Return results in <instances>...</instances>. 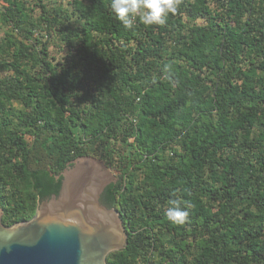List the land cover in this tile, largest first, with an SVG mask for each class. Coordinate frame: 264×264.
Wrapping results in <instances>:
<instances>
[{
    "label": "trees",
    "instance_id": "obj_1",
    "mask_svg": "<svg viewBox=\"0 0 264 264\" xmlns=\"http://www.w3.org/2000/svg\"><path fill=\"white\" fill-rule=\"evenodd\" d=\"M111 2L0 0L2 222L93 157L128 234L108 264H264V0H183L130 30Z\"/></svg>",
    "mask_w": 264,
    "mask_h": 264
},
{
    "label": "water",
    "instance_id": "obj_2",
    "mask_svg": "<svg viewBox=\"0 0 264 264\" xmlns=\"http://www.w3.org/2000/svg\"><path fill=\"white\" fill-rule=\"evenodd\" d=\"M117 175L80 157L62 173L59 195L40 202L31 220L6 226L0 208V264H108L111 253L128 246L120 212L102 201Z\"/></svg>",
    "mask_w": 264,
    "mask_h": 264
},
{
    "label": "clouds",
    "instance_id": "obj_3",
    "mask_svg": "<svg viewBox=\"0 0 264 264\" xmlns=\"http://www.w3.org/2000/svg\"><path fill=\"white\" fill-rule=\"evenodd\" d=\"M183 0H112L111 9L126 29H132L137 20L146 26L167 23L170 14H176ZM183 203V207H182ZM165 211L166 218L173 224L183 225L189 217L186 201L170 199Z\"/></svg>",
    "mask_w": 264,
    "mask_h": 264
},
{
    "label": "rangeland",
    "instance_id": "obj_4",
    "mask_svg": "<svg viewBox=\"0 0 264 264\" xmlns=\"http://www.w3.org/2000/svg\"><path fill=\"white\" fill-rule=\"evenodd\" d=\"M69 1H71V0H69ZM114 172H116V171H114Z\"/></svg>",
    "mask_w": 264,
    "mask_h": 264
}]
</instances>
